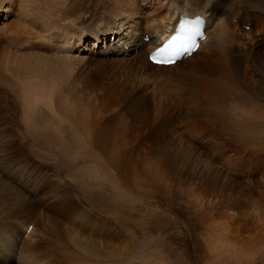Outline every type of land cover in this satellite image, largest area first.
<instances>
[{"label":"bare ground","instance_id":"1","mask_svg":"<svg viewBox=\"0 0 264 264\" xmlns=\"http://www.w3.org/2000/svg\"><path fill=\"white\" fill-rule=\"evenodd\" d=\"M33 1L0 0L7 17L17 7L26 18L23 22L19 17L16 25L10 18L6 24L8 18L0 14V34L7 43L0 42V86L16 100L19 128L27 137L22 143L43 153L46 164L41 167L48 179L42 181L54 185V193L71 187L98 190L102 208H111L116 217L121 206L115 194L133 190L129 177L143 167L192 199L190 205L210 222L213 255L225 254L226 260L240 263L258 260L259 253L250 251L264 245V171L259 179H247L252 172L245 170L247 178L238 179L231 174L232 164L226 163L231 173L227 166H214L204 148L214 151L221 144L213 149L211 144L231 140L245 149L264 150V0H93L91 6L81 0H60L64 5L52 0L58 5L55 10L38 7L39 17H31L36 15L30 10ZM196 12L207 14L208 35L199 48L173 64L151 62L148 55L158 37L174 30L182 13ZM4 163L12 177L0 175V264L157 263L155 250L149 251L153 260L145 261L148 250L119 242L124 238L120 219L103 215L107 219L100 222L106 225L98 224L92 211L68 210L64 203L70 201L50 206L59 208L54 215L40 209V218L53 226L43 222L41 230L35 226L40 218L33 215L38 212L33 195L39 194L40 183L25 171L15 174V166ZM19 165L26 167L24 162ZM74 168H85L70 174L85 182L71 180L68 170ZM107 180L109 190L100 184ZM23 211L28 223L12 221ZM210 224L219 235L212 234Z\"/></svg>","mask_w":264,"mask_h":264},{"label":"rangeland","instance_id":"2","mask_svg":"<svg viewBox=\"0 0 264 264\" xmlns=\"http://www.w3.org/2000/svg\"><path fill=\"white\" fill-rule=\"evenodd\" d=\"M57 1H58V4L61 3V5H64V4H67L70 0L65 1L64 4H63V2H61L64 0H61V1L56 0V3H57ZM74 1H76V0H74ZM89 1H93V0H81V2H83V4L87 3L88 5H90V3H88ZM71 2H72V0H71ZM71 2H69V3H71ZM33 3H32V7L30 10H31L32 14L36 13V15L31 14L32 15L31 17H36V16L39 17L40 14H38V12H37L38 7L41 8L43 11H50L51 12V11L55 10L58 6L56 3H53L52 0H34ZM84 7H85L84 8L85 10H87V8L89 9V7H87V6H84ZM32 8H33V11H34V8H35V11L36 10L37 11L33 12ZM0 11H1L0 14H2L3 17L5 15V17L8 18L5 21L6 24L9 22L10 18L12 20L11 24H13V25H16L17 21H19L18 20L19 17L23 22L26 20V18L21 16L22 14L24 15V12L20 11L22 14L19 13V9L17 7L15 8L13 15L11 14L9 17L6 16V14L9 12H4V8L1 9ZM55 14H54V16H55ZM56 16H57V14H56ZM81 16H79V17H80L81 22H83L84 16L83 15H81ZM27 20H28V22L34 23L35 26H37L38 28L41 26L40 22H33L30 19H27ZM24 25H25V23H24ZM82 27H87V26L83 25ZM244 27H246V29L250 28V27L248 28L245 25H244ZM0 31H1V29H0ZM12 31L13 30L11 29L10 33H12ZM0 35H1L0 42L2 43V46H4L7 44L6 39H4L5 38L4 33L1 32ZM14 36L15 37L17 36L16 32L14 33ZM255 37L258 38L257 35H255ZM28 38H29V36H28ZM24 40L28 44L32 43L31 39H24ZM15 45L16 44H9L8 46H11V47H9L11 49L18 48V45H16V46ZM44 48L43 49L46 50V52H47V48L46 47H44ZM22 49H24V48L22 47ZM40 49L41 48H39V50ZM113 49H114V47L110 50L113 51ZM40 51H42V49ZM25 52H27V51H25ZM42 52H45V51H42ZM19 53H22V52H19ZM19 93H21V92H19ZM12 95L13 94L11 92H8L6 89H4L2 86H0V175L5 180H8L9 178L12 177V176H10L9 167L4 163V161H6V162L9 161L10 164L15 166L14 167L15 174L19 173L20 171H25L26 173L31 175V177L33 179H35V181H37L38 184L40 183L39 184V191H40L39 194L33 195V198H34L35 203H36V208L38 211L36 214H33L34 216H37L40 218V212H39L40 209H41L40 211L47 213V215H48V213L51 215L57 214L58 213L57 211H59V208L58 207H57L58 209L52 208L50 206H52L54 203H59V202L64 203L65 201H70V202L64 203V204H67L66 208L69 205L72 207L71 208L69 206L67 208L68 210L69 209L70 210L76 209V211H77L78 210L77 208L82 207V209H84L85 211H86V209L88 212L92 211L93 217L95 219L99 220V221L95 220V222L98 224H101V225L105 224L106 225V223L100 222V221H102V219H107L104 216H108L109 219H107V220H112V219L116 218L118 221L120 219L118 221L119 227H121V228H119V230L123 234L124 238L122 239V241H119V242L120 243H129L130 248L133 246L132 248L133 249L136 248L135 249L136 251L141 250V251L145 252V250H148V252H147L148 256L143 258L145 261L153 260V257L149 253L150 249H152V250H155L153 253H156L159 256L157 263L159 262L160 264H231L232 259L226 260L227 258H226L225 254L223 255V254L219 253V254L213 255L214 253L212 252V246H211L212 235L210 237H208V234H207L208 233L207 228H208L210 222H206V220L203 221L201 215L198 213L196 208H193L192 205H190L192 203L191 202L192 199L188 197V195L184 192V190L178 191V190L173 188L174 185H172L171 183L164 182V180H167V179L162 180L161 177L157 178L156 174L151 170L144 169L143 167H141V169L138 168L139 174H138V171H135V174L133 172L132 175H130V177H129V179L131 177H133L129 181L131 183V185L133 186V190H132V188L128 191H127V189L126 190L121 189V191L119 192L118 195L114 193L115 196L120 197V198L118 197L115 200V201L120 202V204L117 205L118 208L121 206L119 208L120 210L118 211V210L114 209L115 212H117V211L119 212L118 215L116 213H114L118 216V218H117V216L115 217V215L110 214V212L112 213L111 208H110V210H106L105 207L102 208V202H101L102 197L98 193V190H88L87 188L82 189V188H78V187H71L70 189H68V191L67 190L61 191L59 193L52 192V190L54 189L55 186L54 185H51V187L47 186L46 181H42L43 179L46 180V178L48 177V176H46L47 175L46 170L44 171L45 168L41 167V166H44L46 164V161L40 157L41 155H43V153L40 152L36 148L29 147V146L23 144L24 143L23 139H27V137L19 128V125H20L19 120L20 119L17 118V111L14 107L16 100ZM180 125H181V123H180ZM6 129H8V130H6ZM179 131H182L181 133H183V129H179ZM216 136L218 137L220 135H216ZM223 141H225V140H223ZM225 142H227L229 147L228 146L227 147H221V145L222 146H224V144L227 145L226 143H224V142L222 143V141H221V142H219V144H217V143H215V145H214V143L211 144V145H213V146H211L212 149L214 148V146H218L221 144L220 146H218L219 149L218 148L216 149V147L214 148L216 151L215 150L211 151L208 148H204L205 152L215 162L216 165H214V166H217L219 168H224L223 170H225L226 169L225 166L228 167L227 164H229V165L232 164L234 170L232 168L230 169L228 167L226 172L231 173V171H232L231 174H233L234 177L237 176L236 178H238V179H246L248 177L247 179H249V177L253 178V177L257 176V178L259 179V175L262 174L260 172L264 171V166H263L264 165V161H263L264 155L261 154L260 152L264 153V150H261L259 148H253V147L248 148L250 146H247L245 149L246 145L238 146V145H235L234 142L232 143L231 140L225 141ZM233 144H234V146H233ZM201 147L202 146H200V148ZM241 149H243V150H241ZM249 150H250V152H249ZM217 151L219 154H217ZM236 151H238V152L236 153ZM245 151H246V153H245ZM139 152H141V149L137 150V153H139ZM257 153H259V154H257ZM252 155L257 157L256 160L254 158L255 164L252 163L253 162V156ZM37 158L39 160V163L36 160ZM229 159H231V160H229ZM259 159H261V161H258ZM221 160H223V161H221ZM229 161H231V163H229ZM256 161L259 162V165H257V166H256V164H257ZM262 161H263V163H262L263 165H260V163ZM18 162H24L26 164V167H23L20 165L17 166ZM40 162H42L43 165ZM234 163H236L238 165H236V167H234L235 166ZM251 164H253V166ZM29 167H30V169H28ZM230 167H232V166H230ZM256 167H258L260 171L257 170ZM6 168L8 170H6ZM84 169L85 168H83V169L82 168L69 169L68 174L70 175L72 172L81 171ZM235 170L238 171L239 173L237 172L238 173L237 174L235 172ZM245 170H247L248 175L251 172L252 173L249 176H247V172H245ZM255 170H257V172L254 173ZM261 170H263V171H261ZM233 171H234V173H233ZM243 171H244V173H243ZM136 172H137V174H136ZM140 173H141V175H140ZM241 173H242V175H241ZM49 174L51 175L52 172H50ZM252 174H254V175H252ZM138 175H139V177H138ZM142 175H144V176H142ZM244 175L247 177H245ZM64 176L65 175L63 173L62 177H64ZM79 176L80 175H77L76 177H71V175H70L71 180H73L75 182H78V181L79 182H85L84 180H81L82 177L80 176V178H79ZM140 176L146 177V179L144 178L145 180L143 181L142 177H140ZM51 178L53 179V176H51ZM136 178H137V180L141 179V181L136 182L137 185L135 184V181H137ZM153 179H154V181L155 180L156 181L154 182ZM171 179L172 178H170L169 180H171ZM39 180H41V181L39 182ZM149 181H152L155 184L153 185V183L149 182ZM43 182L45 185L41 184ZM160 182H162L163 184L159 185V184H161ZM68 183H69L68 186L72 185V183L69 182V180H68ZM105 183H106L108 190H109L110 188L108 185H111V183L108 181V182H102L100 184H105ZM144 183H146L148 185V187ZM100 184H98L96 187L98 188ZM134 186L136 187V189L134 188ZM48 187H50L51 190L48 191V189H49ZM140 187L142 190L140 189ZM152 187H155V189ZM169 187H171V188H169ZM161 189H163V190L165 189L164 190L165 193H163V190H161ZM77 190H79V191H77ZM137 190H139L140 192H138ZM126 191H127V193H126ZM94 192H96V193H94ZM136 192H137L138 196L144 192H145V194L151 192L150 193L151 195L146 194L147 195V197H146L145 194H142L141 198L137 199L140 196L136 197V195H137V194H135ZM0 193H4V192H0ZM85 193H87V194H85ZM94 194H96V195H94ZM36 195H38V197H36ZM124 196H125V199H122V198H124ZM68 197L69 198L75 197L77 199V201H75L73 199H69ZM99 197H101V198H99ZM189 199H190V201L188 202ZM74 203L76 204V206ZM130 204H132V205H130ZM89 205L91 208L89 207ZM113 207H114V205H113ZM11 210H17V208L13 207V208H11ZM12 213H14V212H11L9 214V217H11ZM24 216H25V212L23 211L22 213L14 216L12 218V221L13 220L15 221L16 219L20 218V220H17V222L24 220V222L28 223L29 219H26V216L25 217ZM110 217H112V218L110 219ZM174 218H175V220H174ZM181 218L183 220H181ZM58 220L62 221L64 219H61V217H60ZM12 221L9 220V223ZM45 221H47V219L40 218L39 225L36 224L35 226H38L40 229L42 226V229L45 230V226L43 225V222H44V224H47ZM113 221H115V220H113ZM66 223H68V222L66 221ZM178 223H180V224H178ZM47 225L49 227L51 226L50 228L53 229L52 225H50V224H47ZM210 225L212 226V229L214 231V233H212V234L219 235L220 231L218 232L215 230V228H217V227H213L212 224H210ZM40 231H39V234H40ZM134 231H135V233H134ZM134 235H135V237H134ZM260 246H263V247L260 249ZM34 247L37 248L36 245ZM148 247H149V249H147ZM38 248H41V247H38ZM254 251H255L254 254H256V251H257V254L259 253L258 254L259 255L258 260L256 259L255 261H253L251 263L250 262L240 263V262L232 260V264H264V245L261 244V245H259V247L256 246V247L252 248V250L250 252L253 253ZM217 256H219L218 259H217ZM261 258H263V259H261ZM240 261H244V258H242Z\"/></svg>","mask_w":264,"mask_h":264},{"label":"snow or ice","instance_id":"3","mask_svg":"<svg viewBox=\"0 0 264 264\" xmlns=\"http://www.w3.org/2000/svg\"><path fill=\"white\" fill-rule=\"evenodd\" d=\"M199 23V21H186L185 23H182L179 26V32L180 34L177 36L172 37L171 41L166 44L164 47L158 49L155 53V55L153 56V59H155L156 57H164L167 53L170 52V50H172L174 48V46L177 44L178 41H183L186 38H190V37H186V33H190V34H195L196 32H198V28L195 27V25H197ZM157 62H165V63H171L173 62L172 59L169 57L168 59L165 60H160Z\"/></svg>","mask_w":264,"mask_h":264}]
</instances>
